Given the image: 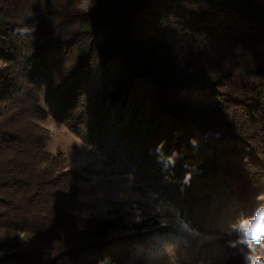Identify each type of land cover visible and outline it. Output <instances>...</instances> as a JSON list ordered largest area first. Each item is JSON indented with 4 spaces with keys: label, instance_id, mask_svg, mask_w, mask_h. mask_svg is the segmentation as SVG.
I'll return each mask as SVG.
<instances>
[{
    "label": "trees",
    "instance_id": "16d2710c",
    "mask_svg": "<svg viewBox=\"0 0 264 264\" xmlns=\"http://www.w3.org/2000/svg\"><path fill=\"white\" fill-rule=\"evenodd\" d=\"M0 61V264H124L145 241L83 215L50 115L243 263L264 207V0H0Z\"/></svg>",
    "mask_w": 264,
    "mask_h": 264
},
{
    "label": "rangeland",
    "instance_id": "374dc122",
    "mask_svg": "<svg viewBox=\"0 0 264 264\" xmlns=\"http://www.w3.org/2000/svg\"><path fill=\"white\" fill-rule=\"evenodd\" d=\"M72 1L86 10L92 5V0ZM3 65L0 61V67ZM40 124L51 135L48 150L62 152L67 168L80 176L78 186L84 202L83 215L99 218L121 216L123 225L113 229L106 237L118 243L132 235L145 234L141 237L144 243L134 240V237L130 239L128 249L133 252L123 259L124 264H226L228 253L220 243V237L198 231L191 225L189 217L173 203L160 199L155 192L140 191L135 181L102 166L98 156L90 154L77 136L51 115ZM142 221L147 223V227L150 225L149 228L135 232L132 225ZM148 238L149 243L146 242ZM19 239L29 242L24 235H20ZM84 241L90 243L92 240ZM54 243L42 244L36 255L40 262L48 263L58 252ZM242 243V264L264 260V239L257 244L249 242L242 234ZM78 244L81 245V241Z\"/></svg>",
    "mask_w": 264,
    "mask_h": 264
},
{
    "label": "snow or ice",
    "instance_id": "6c2138e0",
    "mask_svg": "<svg viewBox=\"0 0 264 264\" xmlns=\"http://www.w3.org/2000/svg\"><path fill=\"white\" fill-rule=\"evenodd\" d=\"M260 219L264 220V213H261ZM242 231L248 241H254L257 244H260L262 239H264V235L257 234L256 224L252 221L244 223L242 225Z\"/></svg>",
    "mask_w": 264,
    "mask_h": 264
},
{
    "label": "clouds",
    "instance_id": "9594fccd",
    "mask_svg": "<svg viewBox=\"0 0 264 264\" xmlns=\"http://www.w3.org/2000/svg\"><path fill=\"white\" fill-rule=\"evenodd\" d=\"M261 213H264V207L257 210L252 222L256 224L257 234L264 235V220L260 219ZM254 264H264V260L257 259Z\"/></svg>",
    "mask_w": 264,
    "mask_h": 264
}]
</instances>
